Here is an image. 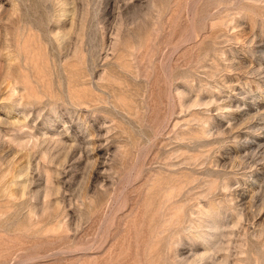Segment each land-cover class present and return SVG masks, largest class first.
I'll list each match as a JSON object with an SVG mask.
<instances>
[{"label":"rangeland","instance_id":"rangeland-1","mask_svg":"<svg viewBox=\"0 0 264 264\" xmlns=\"http://www.w3.org/2000/svg\"><path fill=\"white\" fill-rule=\"evenodd\" d=\"M0 264H264V0H0Z\"/></svg>","mask_w":264,"mask_h":264}]
</instances>
